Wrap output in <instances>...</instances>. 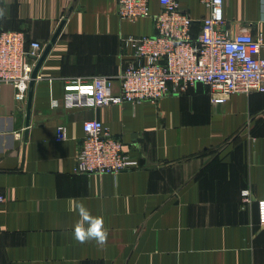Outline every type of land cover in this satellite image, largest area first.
Returning <instances> with one entry per match:
<instances>
[{
	"label": "crops",
	"instance_id": "obj_1",
	"mask_svg": "<svg viewBox=\"0 0 264 264\" xmlns=\"http://www.w3.org/2000/svg\"><path fill=\"white\" fill-rule=\"evenodd\" d=\"M198 37L209 14L202 0H177ZM0 33L21 31L46 47L64 26L28 97L12 85L0 89V264H264V228L257 201L264 199V93L211 100L198 84L156 103L66 109L64 81L112 78L131 64L123 37L156 35L159 0L151 16L131 23L117 0H0ZM260 0H223L225 28L246 29L264 43ZM260 55L264 57V47ZM56 103V104H55ZM100 120L138 159L118 175L74 172L86 120ZM59 126L68 138L56 139ZM250 190L252 202L242 203ZM82 202L104 218L107 244H80L70 210Z\"/></svg>",
	"mask_w": 264,
	"mask_h": 264
},
{
	"label": "built area",
	"instance_id": "obj_2",
	"mask_svg": "<svg viewBox=\"0 0 264 264\" xmlns=\"http://www.w3.org/2000/svg\"><path fill=\"white\" fill-rule=\"evenodd\" d=\"M122 21L134 23L151 16L150 0H117ZM156 35L123 37L132 50L131 64L119 75L120 92L111 91L112 78H70L64 81L62 101L66 109H98L112 105L156 103L169 94H180L198 84L210 89L213 103H225L235 94L264 93V43L246 29L232 35L225 28L223 0H202L209 14L194 37L193 19L177 0H159ZM45 46L28 42L25 33H0V89L12 85L16 99L26 101L32 74ZM39 77V76H38ZM56 104V103H55ZM84 137L74 172L80 175H118L139 168L138 159L124 151L123 143L100 120L83 123ZM68 138L59 126L56 139ZM0 196V201H4ZM252 202L250 190L242 192L243 205ZM258 224L264 228V199L257 201Z\"/></svg>",
	"mask_w": 264,
	"mask_h": 264
},
{
	"label": "clouds",
	"instance_id": "obj_3",
	"mask_svg": "<svg viewBox=\"0 0 264 264\" xmlns=\"http://www.w3.org/2000/svg\"><path fill=\"white\" fill-rule=\"evenodd\" d=\"M259 14L260 19L264 21V0H260ZM5 16V9L0 8V20H3ZM70 210L75 211L78 215V220L72 230L75 241L80 244L94 241L97 246L104 247L109 236L104 218L93 215L82 202L76 203Z\"/></svg>",
	"mask_w": 264,
	"mask_h": 264
},
{
	"label": "water",
	"instance_id": "obj_4",
	"mask_svg": "<svg viewBox=\"0 0 264 264\" xmlns=\"http://www.w3.org/2000/svg\"><path fill=\"white\" fill-rule=\"evenodd\" d=\"M65 20L62 21L60 24L59 28L57 29L56 33L54 34L53 38L51 41L46 45L44 48L41 56L38 58L35 69L32 74V80L30 82L29 86V92H28V111H27V121H26V131H25V136L28 135V128L30 126V117H31V107H32V98H33V88L35 86V83L38 79V74L41 69V66L43 65L45 59L47 58L49 52L51 51L52 46L55 44L57 38L59 37L62 28L64 26Z\"/></svg>",
	"mask_w": 264,
	"mask_h": 264
}]
</instances>
